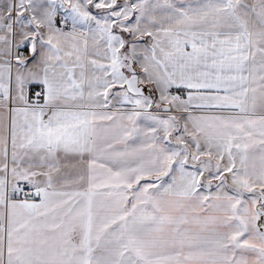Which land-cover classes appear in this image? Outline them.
Wrapping results in <instances>:
<instances>
[{
    "label": "snow or ice",
    "instance_id": "1",
    "mask_svg": "<svg viewBox=\"0 0 264 264\" xmlns=\"http://www.w3.org/2000/svg\"><path fill=\"white\" fill-rule=\"evenodd\" d=\"M0 264H264V0H0Z\"/></svg>",
    "mask_w": 264,
    "mask_h": 264
}]
</instances>
